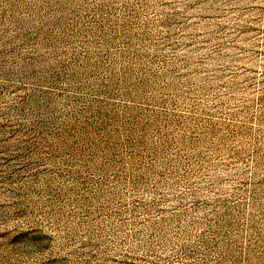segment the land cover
Here are the masks:
<instances>
[{
  "label": "rangeland",
  "instance_id": "1",
  "mask_svg": "<svg viewBox=\"0 0 264 264\" xmlns=\"http://www.w3.org/2000/svg\"><path fill=\"white\" fill-rule=\"evenodd\" d=\"M0 264H264V0H0Z\"/></svg>",
  "mask_w": 264,
  "mask_h": 264
}]
</instances>
